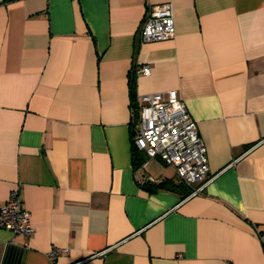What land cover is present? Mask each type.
<instances>
[{"label": "crops", "instance_id": "0c3cea01", "mask_svg": "<svg viewBox=\"0 0 264 264\" xmlns=\"http://www.w3.org/2000/svg\"><path fill=\"white\" fill-rule=\"evenodd\" d=\"M167 2L175 36L142 42ZM170 90L207 149L197 193L135 165L136 98ZM16 188L34 232L0 228V264H264V0H5L0 206Z\"/></svg>", "mask_w": 264, "mask_h": 264}, {"label": "built area", "instance_id": "2783aa9c", "mask_svg": "<svg viewBox=\"0 0 264 264\" xmlns=\"http://www.w3.org/2000/svg\"><path fill=\"white\" fill-rule=\"evenodd\" d=\"M5 0H0V4ZM175 36L172 3L152 5L140 30L142 42L171 39ZM136 74L150 75L149 65L136 66ZM139 117L134 128L133 143L147 158H160L172 166L178 177L193 193L194 184L206 180L210 173L209 159L197 122L176 90L146 94L137 98ZM0 228L30 237L34 232L31 214L22 203L18 188L11 191L6 204L0 206ZM60 252L52 250L51 259Z\"/></svg>", "mask_w": 264, "mask_h": 264}, {"label": "trees", "instance_id": "16d2710c", "mask_svg": "<svg viewBox=\"0 0 264 264\" xmlns=\"http://www.w3.org/2000/svg\"><path fill=\"white\" fill-rule=\"evenodd\" d=\"M137 99V98H136ZM135 109L138 108L137 105H135ZM140 152L138 149L134 148V159H135V165L138 166V165H141L145 160H146V156L143 154L142 152V155H139ZM139 155V156H138ZM183 184L185 185L184 182L180 183V185ZM155 188H168V189H174L175 188V182L173 179H165L157 184H154L153 185Z\"/></svg>", "mask_w": 264, "mask_h": 264}]
</instances>
